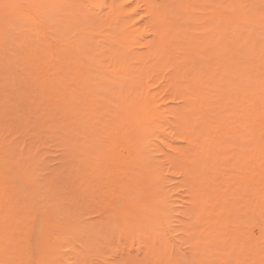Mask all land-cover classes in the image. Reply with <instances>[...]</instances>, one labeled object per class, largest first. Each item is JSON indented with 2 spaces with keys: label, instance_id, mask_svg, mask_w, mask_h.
Here are the masks:
<instances>
[{
  "label": "bare ground",
  "instance_id": "6f19581e",
  "mask_svg": "<svg viewBox=\"0 0 264 264\" xmlns=\"http://www.w3.org/2000/svg\"><path fill=\"white\" fill-rule=\"evenodd\" d=\"M20 2L11 12L24 13L12 15L57 95L66 80L77 82L78 95H63L61 104L70 112L85 106L81 147L96 161L88 169L92 177L103 171L119 199L83 219L52 181L35 191L17 185L16 168L28 157L5 155L9 127L0 114V264H94L91 254L107 247L115 225L153 235L148 258L161 264H195L181 236L206 239V250L216 244L219 251L204 254L209 264H264V0L6 6ZM7 97L0 91V102ZM28 164L26 179L37 170L36 161ZM46 205L35 229V212ZM34 234L46 239L39 248ZM127 256L118 263L137 264Z\"/></svg>",
  "mask_w": 264,
  "mask_h": 264
},
{
  "label": "rangeland",
  "instance_id": "374dc122",
  "mask_svg": "<svg viewBox=\"0 0 264 264\" xmlns=\"http://www.w3.org/2000/svg\"><path fill=\"white\" fill-rule=\"evenodd\" d=\"M18 6L20 9L23 6L22 2L10 8L6 6V0H0V91L6 92L8 96L0 102V114L2 115L1 123L9 127L4 133L5 143L2 148L7 150L5 155L10 160L15 161L28 157L26 163L16 168L17 174L13 181L22 188L34 191L38 185L42 186L44 182L52 181L55 188H59L61 197L66 200L68 209L81 213L80 216L83 219L96 218L100 212L103 214V207L108 200L111 203V198H113L109 195L111 181L103 171V174L99 173L102 177L97 176L98 173L92 177L94 174H91V170L88 169L89 161L92 164L96 161L94 154H89L86 147H81L85 140L88 141L84 138L87 130L86 118L83 115L86 111L85 106L75 107L70 112L65 105L61 104L60 100L63 95L66 101L70 100V93L75 92V95H78L77 82L73 79L66 80V93L57 95L55 80H50L41 63L34 61L31 52L32 39L27 35V28L21 26L12 15L15 13L14 10L11 12L12 8ZM35 161L36 176L26 179L27 164ZM176 177L180 179L178 174ZM99 180L100 183H98ZM177 186H179L177 189L180 188V185ZM42 190L43 188L40 191ZM35 194L37 196V193ZM179 194L186 198L188 196L183 187L180 188ZM113 199L117 203L119 198ZM49 206L46 205L35 212L34 222L37 227L32 225L35 229L42 226ZM119 229L118 225H115L105 235L107 247L99 248L91 254L94 264H119L121 257L124 258L127 255V258L131 256L137 264H158L159 261L154 260L158 257L155 258V254L154 258L153 256L148 258L150 254L148 241L153 238V235L147 232L138 234L130 228ZM196 231L201 233L204 230L197 227ZM254 232L257 233L258 229H254ZM177 233L179 234L180 230ZM38 235L34 234V238L30 240L35 248L36 246L39 248L46 240L44 236L41 237L42 234ZM177 240H179L181 250L187 254L189 259L194 260L195 264H209L210 259L204 254H211L216 244H213L210 250H206L201 244V242L206 243V239L196 237L187 242V239L181 236L180 239L177 237ZM72 248L73 245L66 241L67 251L70 252L69 249L72 251ZM217 248L216 251H219V247ZM68 252L66 256H69ZM161 253L163 256L167 255V252Z\"/></svg>",
  "mask_w": 264,
  "mask_h": 264
}]
</instances>
